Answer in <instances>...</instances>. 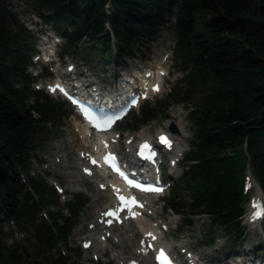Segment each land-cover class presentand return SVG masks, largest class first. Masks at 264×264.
I'll use <instances>...</instances> for the list:
<instances>
[{
  "label": "trees",
  "instance_id": "1",
  "mask_svg": "<svg viewBox=\"0 0 264 264\" xmlns=\"http://www.w3.org/2000/svg\"><path fill=\"white\" fill-rule=\"evenodd\" d=\"M34 5L68 45L88 39L90 49L104 50L92 53L103 59L110 53L134 56L133 50L172 19L175 59L183 73L171 85L168 100L145 102L133 121L155 117L171 101L186 103L193 134L178 182L190 199H182L174 186L167 203L188 216L206 212L213 227L234 233L231 243L241 239L246 167L264 194V0H34ZM25 34L0 1V264L20 258L6 245L11 231L4 223L22 218L32 226L35 257L73 264L74 258L59 248L65 246L84 201H68L69 214L64 215L52 186L29 173L39 123L55 117L58 106L30 86L34 76L25 70ZM30 109L39 115L32 116ZM41 207L49 221L37 216Z\"/></svg>",
  "mask_w": 264,
  "mask_h": 264
},
{
  "label": "rangeland",
  "instance_id": "2",
  "mask_svg": "<svg viewBox=\"0 0 264 264\" xmlns=\"http://www.w3.org/2000/svg\"><path fill=\"white\" fill-rule=\"evenodd\" d=\"M0 1L3 2V9L6 12H10V16L15 18V22L26 29L28 35L25 34L24 43L27 47V56L29 60L26 69L32 74L38 73L39 76L31 82V87L39 91L45 92L42 88L44 83L52 79L56 74L64 72L66 70V65L70 62L73 63L74 70L77 71L79 75L83 76L86 74L88 78L111 84L115 82L114 77L116 76L125 77L131 81L134 76H139L142 69H145V67L154 70V68L159 66L163 72H165V74L158 76L160 90L154 96L146 100L153 101L155 98H161L160 104H163L162 97L169 91L171 85L173 86L174 82L172 79L183 73L179 70L181 66L177 64L178 59H175L176 37L173 29L170 28L171 18L166 22L167 26L159 27L157 34L150 42L144 44L137 50H133L134 56L130 57L124 54L122 57H118L110 53L106 56V59H103L100 55L101 53L98 55L92 53L103 52L104 50L98 47L90 49L91 41L88 39L78 44L76 47H72V44L68 45L64 43L65 40L59 37L60 44L58 45L57 43L58 53H56L57 55H53L55 60L52 63H47L40 58H44V54L38 52L39 47L44 42L43 38L45 33L43 32L49 31L57 34H60V32L56 31L50 22L38 16L35 10L34 0ZM106 27H108V24ZM90 50L91 54L94 56L89 57L87 55ZM45 70H47L46 73ZM40 72H43V74H40ZM146 80L147 78H143L142 82H146ZM35 86L40 87L36 88ZM49 96L51 103H55V105L60 106L61 109L57 108V115L51 118L50 121L39 123V144L34 153L41 160V163L33 161L30 173L41 179L45 186L55 181L63 188L61 192L55 190L58 194L59 206H64L68 198H74L75 196L81 197L82 201L85 200L78 214L77 223L73 226L66 243V248L69 249V255L71 254L76 257L73 264H120V261L118 262L117 259L112 257L115 249L113 246V239H109L108 242H106L105 251L103 252L102 250L99 252L100 254L93 253L95 246H98L95 242L91 243L88 248H83L80 245L83 238L94 236L96 239V236L100 233V230L96 228V230L91 229V225H93V221L96 217L98 203L105 200L106 196L100 192L98 194L99 199L92 197L91 193L97 192L96 183L92 182V180L87 179L77 187L69 186L71 185L70 181L74 172L80 168V166L79 168L76 167L78 148L83 147L84 143L86 145L88 140L86 141L84 138L80 137V134L75 130V124L73 125L71 121L75 123V120L78 119L75 115L72 116V114L69 113L67 104L61 106V98L54 95ZM33 100L34 98L31 97L27 101L32 102ZM137 109L138 108L131 110L127 116L115 126V129L123 131L124 135L131 133L135 136L134 138L138 139L141 135H153L159 128H163L164 124L173 125L179 121L183 126V136H180L177 140L179 141L178 143H181L179 148L182 150L185 149L192 140L193 124L186 113V106L184 103L169 102L166 109L160 114H157L153 119L148 120L146 123L139 124L135 128L127 127L126 125L131 124L132 118L137 115ZM61 111H63L64 114L60 117L58 113ZM126 136L129 135L122 137L125 138ZM227 153L231 154L232 150H228ZM54 156L59 157L57 163L54 161ZM246 161L245 164L250 166L248 157H246ZM181 162L182 160L178 161L172 171L170 169L165 171L166 175L171 172L173 182L168 190L161 196L152 199L155 214L145 218V221L150 224L154 223L158 217L165 222L167 230L162 232L161 240L170 246L174 245V247H178V245L190 246L195 250L197 249L196 251L207 259L218 258L222 261L225 255L229 254V259L235 257L244 262L250 261L256 263L260 260H264V220L261 221V231H259L258 226L256 229L244 223L249 202L247 200L249 199H247L246 202L244 199L242 203L244 212L239 216V220L244 230V236L242 235V239H239L236 244L231 243V234L234 233L229 234L227 231L220 230L219 228H217V230L213 227V220L210 216L206 214L194 215L192 216V223L189 224L184 218L187 217L186 210L181 211L184 215L182 216L180 213L172 211L167 206H163L170 197L172 186H178V188L176 187L175 189L182 199L186 200L190 196L187 189L179 187L178 175L181 173ZM52 163L54 165L49 166V164ZM74 163L76 164L75 167ZM46 165L48 168L45 167ZM247 170L248 169H244L243 173ZM247 173L248 171L246 174ZM251 174L250 171L248 174L251 181L250 188L248 191L242 190V192L244 194L246 192L248 196L254 194L256 190L259 189L256 178L254 180V176ZM64 212L66 213L65 209ZM4 225L5 228L11 231L10 236L7 238L6 245L15 255L18 254L20 257L19 260L16 259L14 261L9 259L8 264H51L49 260H43L34 256L33 251L36 249H34L32 226L27 219L22 218L19 219L18 223L11 222L8 224L4 223ZM208 230L211 231V234L217 230L214 232L215 235H213L214 233L212 234L213 240L210 243L205 238ZM132 237L134 243H136L137 235ZM61 249H63V247L60 248V250ZM93 254L97 256L94 257ZM234 254L238 257L234 256Z\"/></svg>",
  "mask_w": 264,
  "mask_h": 264
},
{
  "label": "bare ground",
  "instance_id": "3",
  "mask_svg": "<svg viewBox=\"0 0 264 264\" xmlns=\"http://www.w3.org/2000/svg\"><path fill=\"white\" fill-rule=\"evenodd\" d=\"M144 79L148 77H143ZM147 83V81H141V84L144 86ZM152 84H148V88H150ZM76 127V131L78 134H80V137L84 138L86 141L89 140L90 136L86 134L85 132V126L80 122V120H75L74 123ZM182 125L179 121L176 122V124H164V129H171V134L175 141H177L180 136H183L182 134ZM130 136H126L128 138ZM101 142L100 138H95L93 140L94 146H99ZM114 146L117 147V142H113ZM177 150V148H176ZM90 151V147L88 146V143H84L83 147L78 148V157L76 158L77 162V168H80L76 170L71 178V187H77L82 182L88 180H92V182L96 183L97 192L91 193L92 197L95 199L98 198V194L101 192L106 196V199L103 201H100L97 205V212L96 217L93 221V225H91L92 228H96L100 230V233L96 236L95 239L94 236H88L83 238L82 240H88L90 243H97L98 246H95L94 248V254H98L102 251L103 245H105V242L109 239H113V246L114 254L112 257L114 259H117L119 263L126 264L128 259L132 258L135 259L138 264H154L151 255L150 250L146 249L144 245H141L139 243L140 239L149 240L151 243L152 241L155 242V239H151L154 234L157 235L156 242L159 241V232L160 228L159 226L163 221H159L157 218L154 223L146 222L144 218H140L138 220H132L130 219L125 213L118 212L116 210V217H109L103 214V211L109 207H112L114 203V198L112 197L113 191L118 189V185L115 183H112L110 180H108L105 177H102L100 173L97 172V170L88 163V159L86 158V153ZM54 161L57 163L59 161V157H55ZM53 161V162H54ZM54 164H49V166H53ZM74 163V167H75ZM45 167L48 168L46 165ZM88 169V173H84V170ZM250 173V170H248V174ZM110 184L112 186H110ZM76 189V188H75ZM259 197L262 200V194L259 189L256 190V192L253 194V197ZM143 203L145 205L144 209L146 211H149L151 215H154L155 209L153 207V203H151L150 198L143 199ZM260 218H257L253 220L251 223L247 221L245 218L244 223H248L252 228L253 225H256L260 222ZM148 233H151L152 236L147 235ZM137 235L136 243L133 241V237ZM81 240V241H82ZM152 240V241H151ZM100 254V253H99ZM122 260V261H121ZM191 260V261H190ZM190 264H200L198 259H189ZM239 260L236 259V262ZM264 262V260H260L256 263L260 264ZM236 264V263H235Z\"/></svg>",
  "mask_w": 264,
  "mask_h": 264
},
{
  "label": "snow or ice",
  "instance_id": "4",
  "mask_svg": "<svg viewBox=\"0 0 264 264\" xmlns=\"http://www.w3.org/2000/svg\"><path fill=\"white\" fill-rule=\"evenodd\" d=\"M57 88H60V85L50 86V90L51 91H55ZM60 90L63 91L62 88ZM153 90L154 91H159V87L156 86V87L153 88ZM90 122H91V118H90ZM110 126H111V120L106 121L103 125L94 124V127H97L98 130H102L103 128L110 127ZM160 141L166 147H169V148L171 147V141L167 137L161 136L160 137ZM143 147H147V145H144ZM111 159L114 161V157H111ZM113 166L115 167L114 164H113ZM128 182H129V184H132L133 186H135L137 188H140L142 191L159 192V191L163 190L160 187H156V186H153V185H150V184L147 185V186H144V185H141L139 183H134L133 181H128ZM249 188H250V184L246 183L245 184V191H247ZM124 199H125L124 197H121V200H124ZM136 203L137 202H136L134 197L130 198V204L131 205H134ZM252 206L255 209V211L252 214V219H257V218H260L261 216H264V206H262L259 201L254 200L252 202ZM111 214H113V213H105V215H111ZM132 215H135V214L133 213ZM147 235L152 236L151 233H148ZM152 239H155V236H152ZM142 243H143V241H142ZM85 246H87V245H85ZM156 259L159 261V264H172V261L165 254V252L163 250H160V252L156 256ZM133 264H134V262H133Z\"/></svg>",
  "mask_w": 264,
  "mask_h": 264
}]
</instances>
